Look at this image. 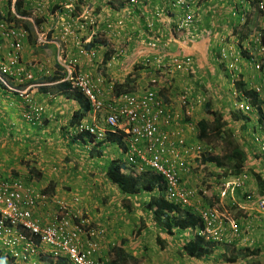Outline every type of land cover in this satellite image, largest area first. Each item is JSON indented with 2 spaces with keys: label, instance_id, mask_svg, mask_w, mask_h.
Wrapping results in <instances>:
<instances>
[{
  "label": "built area",
  "instance_id": "1",
  "mask_svg": "<svg viewBox=\"0 0 264 264\" xmlns=\"http://www.w3.org/2000/svg\"><path fill=\"white\" fill-rule=\"evenodd\" d=\"M47 1L39 0L36 11L41 12L46 8ZM115 1H127L134 8L146 5L145 0ZM8 2H12L13 5L16 0H0V52L4 50L2 40L5 39L9 44L5 50L7 53H4L5 55L0 53V84L22 99L25 104L23 116L26 121L41 124L45 108L42 104H36L31 95V91L40 86L34 83L35 70L45 76H53L54 71L48 70L40 62L33 61L27 65L23 61L22 50L28 32L25 28L17 27L10 22L8 12L5 10ZM170 5L182 9L184 13L183 20L175 27L177 31H185L193 25L197 0H170ZM258 7L262 11L261 30L245 39L248 50L246 62L257 73V81L252 89L259 95H264L262 39L264 0L258 1ZM95 11L90 6L83 7L81 12L74 16V23L69 22L67 16L60 15L63 40L66 41L71 35H77V31L81 32L90 27L98 29L101 22L104 25L101 33L109 38L111 34L117 35V29L124 27L126 23L122 11L112 10L114 19L110 21L101 20ZM163 12L165 13L166 10ZM17 17L21 18L18 15ZM244 17H241L242 23L245 21ZM147 21L149 22L148 18ZM151 26L149 24L148 27ZM144 37L146 39L143 40L148 47L158 54L145 58L144 65L148 70L144 75L149 74V78L144 84L137 83L138 88L134 91L116 93L114 85L105 88V78L99 76L96 80L92 79L77 58L70 59L66 65L63 64V78L60 82H69L72 90L80 92L88 100L90 113L103 120V123L99 121L98 123L83 119L69 129L67 138L87 134L95 142L105 144H114V138H118L122 143L118 148L124 152L123 161L133 165L141 173L152 172L160 176L164 183H167L169 201L186 209L192 205L194 192L184 185L188 182L185 174L190 173L191 167L197 164L198 158L204 156L205 150L201 144L188 146L180 135L183 131V127L179 125L182 120L181 112L168 109L159 94L162 89L171 87L172 73L192 69L194 58L178 54L166 57L167 51L164 48L167 47V43L160 42L157 37H150L147 34H144ZM129 38L127 37V42ZM78 51L79 55L87 60H94V53L81 44H78ZM233 52L232 48L222 46L213 59L216 62L227 63L235 83L239 79L242 54ZM179 100L183 114L186 118L190 117L197 102L190 98L189 91L182 94ZM238 107L246 114L255 110L246 94H242ZM174 134L178 138L173 140L171 138ZM108 137H112L111 140ZM260 145L264 151V143ZM245 179L244 174L232 177L225 183L224 193L228 191L234 193V190L243 188ZM247 199H254L253 195L249 194ZM47 200V195L27 186L20 177H0V248L23 261H31L39 248L46 246L50 248L54 257H66L71 264H111V259H100L98 256L104 230L91 227L89 220L77 222L78 213L68 203L58 201L59 213L47 223L36 218L34 211L39 202L43 203ZM257 210L264 215V196L257 198ZM198 216L203 221V227L197 230L198 236L208 242L228 244L232 241L230 237L239 235V227L235 219L227 213L208 209L204 212L200 211ZM83 236L88 238L86 245L81 243Z\"/></svg>",
  "mask_w": 264,
  "mask_h": 264
},
{
  "label": "crops",
  "instance_id": "2",
  "mask_svg": "<svg viewBox=\"0 0 264 264\" xmlns=\"http://www.w3.org/2000/svg\"><path fill=\"white\" fill-rule=\"evenodd\" d=\"M145 1H146V5L143 4L144 7L141 6L140 8H134L127 1L116 2L115 0H48L46 2V8H44L41 12L36 11V8H37L36 5L38 4L39 0H24V5L26 9V7H28V4H29V7H30L29 10L32 11L33 15L39 14L45 17V19H43L42 17L37 19L40 24L39 27L35 26L34 24H33V27L39 35H43L44 32H42V30L44 28L47 29L46 35L47 36L52 35L50 41H52V39L59 40L60 36L62 39H64L63 34L61 35V29L57 25V24H60L62 26V22L59 20V17H58L61 14L59 12H63V14L67 15L68 21L71 23H74L75 21H74L73 11L75 10V5L77 6L80 5L81 9L85 6H90L94 8L96 10L95 13L103 21H106V20L110 21L114 19L113 14H111L112 10L123 12V16H124L126 23L124 27L117 29V32H118L117 35L111 34V36H109L110 41L113 42L111 44V48L109 47V44H106L99 40L100 37H103L102 36L103 34L101 33V29H103L104 27L103 22L100 23V25L98 26V29L97 28L92 29V30L86 29L84 31H81L80 33H77V35H71L67 37L66 41H68L69 43L68 44L66 43L63 46L65 48V53H66V57L68 58V60L72 58L79 59L84 70L90 75L92 79L96 80V78H98L99 76L104 77L105 78L104 79L105 88H109L110 85H114L115 87V84H126V81L128 80V76L131 73L136 71V70L133 71L134 69L133 63H136L137 61H139V58L142 56H144L143 57L144 59V58L152 57L155 54H158L157 51L150 49L148 45L145 43V41L143 40V38L144 39L146 38L144 37L145 33L142 31V29H140V25L142 24H146L147 27L149 26V24H151L152 26L150 27V30H149L150 32H156V31L162 32L163 34H161L158 37V39L160 40V42H162V39H163V41L167 43V47L169 49H171V46L173 45L172 42L174 43V46L177 45V49L175 48L173 52L174 54L180 53L184 56H191V55L196 56L198 60L194 58L197 62V65L194 60V65L196 67L195 66L192 67L193 71H196V72L198 71L199 73L210 71V75L219 74L220 68H210V70H207V69L202 70L201 67H203L202 64H205V62L208 63V61L205 60L206 57L209 55L212 61L215 54L218 53L220 47L222 46L228 49L232 48L234 50L233 52L234 54L236 52L242 53L241 67L243 66L245 67V65H248L246 61L244 62V60H246L245 55L248 53L246 46L240 45L238 43V47L233 48V45L230 43L232 42L233 37L229 36L230 29L228 28V26H226L228 24L222 23V21L220 19H217L215 16L213 17L210 16V13L212 12V9L210 10V0H198L199 1L198 5L200 4L201 5L195 11V22L193 23L192 26L187 28L184 31V33L182 30L177 31V28L176 30L174 29V32L172 34V35H175L174 37L172 36L165 37L164 33H168V35H170L172 28L179 26L184 16L182 9L180 10L175 7L173 8V6L170 5V0H145ZM216 5L222 7V5H225V4L217 3ZM225 7H228V6H225ZM163 9L166 10L165 13L163 12L164 11ZM52 14H55V15H52ZM147 18L149 22L147 21ZM23 23L25 22H20V21L17 22L19 26H23ZM25 27L28 29V26H25ZM135 31H139V33L138 34L133 33ZM188 31H191V32H188ZM177 33L178 35H176ZM126 34L128 35L127 37H130L128 39V42L130 45L129 49L127 50L122 49L121 52H117L119 45L124 46L122 42H123V39L125 38V37L123 38V36H125ZM111 37H114V38H111ZM127 37H126V40H127ZM94 39L98 40V42L93 44L92 48L89 49L90 51L94 53V60L89 61L83 56L79 55L77 46L78 44H81L83 42H84V46H86L89 43H91ZM225 39L227 40L226 42L228 43H222L221 45V42H223ZM167 41H170V43H168ZM217 43L218 45L215 46L214 48V45ZM4 45L5 44L2 43V47ZM210 45H212V47H210ZM29 46L31 47L30 39L26 40L23 46L24 51L22 53V57L24 56V59L26 60H31L34 57V56H31V53H30L31 48L28 49ZM59 46H60L59 44L58 46H56L58 47L57 50H59ZM53 47L54 45H52V48ZM52 48H50V50H52ZM0 53L4 54L5 48L3 51L1 50ZM121 53H123V55ZM105 55L106 56L109 55L110 59L104 64L103 59ZM34 58H42V60L46 59L50 66L57 65V62H58L55 56L53 57L52 52H50V57L48 56V54H42L41 57L37 56L36 54ZM57 59H59V64L63 65L64 60L62 59V57L59 56ZM94 66L96 68H93ZM61 69L63 72V68H57L58 71L56 72V74L59 72V70L61 71ZM98 69L100 73L97 72ZM102 70L104 71V74ZM147 70L148 69H146L144 66V68H141L139 71L136 72L138 74L136 82L142 83V81H144V80L141 81V79L144 78L145 71ZM35 71H36V75H35L34 82L38 83L37 81L39 79L41 80L44 79L43 76L45 75H42L43 73L37 70ZM225 72L229 74L228 70ZM256 75H257L256 72L255 73L250 72L248 77L242 75V81L244 83H247L248 85V82H250L252 77L253 79H256L257 81ZM46 80H49L50 82L48 83L50 84L51 82L55 83L54 81H52V78H46ZM50 84H39V85L41 86V85H50ZM40 86L35 87L32 90L33 91L32 97H33V101L36 104H42L45 108L43 125H40V124L34 125V124L27 122L24 119L27 122L26 123L22 118L23 117V106H24L22 99L12 94L8 90H6L5 87L0 86V103L2 101L10 103V100H12L14 102L11 106L8 107V109L12 107L13 110L16 111L15 113L13 112L7 113L8 115H6L5 117V120L11 123L10 128L4 129V127L0 125V177H10L16 174L23 175V177L28 178L30 180V181H27L28 185L37 184L38 186L42 187L40 188V191H43L49 184V183L44 184L42 182L41 178H45L46 176H43V177L41 176V178L38 180L33 179V178L30 179L31 175L28 173V168L26 166V163H29L30 165L35 166L37 169H40V170L47 169L49 168V165L53 164V162L55 161L57 157V153L60 152L61 150H68V152H71L72 155L77 157V159H79L81 157L80 154H83L84 152H85V157H87L88 152H90L89 154H91V150L92 151L98 150L102 152L103 154H107V152L109 151L110 154L108 153L109 157L107 158L108 165L106 166V174H107V169L109 165L111 164V162L114 159L119 158L118 153L120 152L117 149L121 141L118 138H114L115 140L114 144L107 143L103 145H97V143H93L89 141H75L74 142L68 138L66 139L67 133L64 128L68 130V128H71L75 124V123L71 124V120H72L71 117L74 112H78L80 110V104L76 99L66 97L63 93L60 92V90L57 88L56 85L52 86L50 89L48 87H40ZM52 90H54V92ZM260 99H261L262 106L264 109V99L262 98ZM256 111L259 114L257 109ZM18 118L22 122V126L20 125V123H18L19 121ZM257 118L258 120H260V118L262 117L259 114ZM84 119L90 120L91 122H94V121L98 122L100 120L102 121V119L98 118L97 116H94V114H91L90 111L87 113ZM246 119H248V117ZM263 119H264V116H263ZM258 124L263 126L264 122L258 121ZM69 125L71 127H68ZM186 128H188V126H186ZM1 129H3V132L1 131ZM261 131H262V128H261ZM257 138L259 139L258 142L260 146V152L264 155V151H262V148L260 145V143L262 144L264 143V134L261 136L257 135L256 141H257ZM186 142L188 146L197 145V143L192 138L191 140L187 139ZM241 146L245 149L246 153L249 154V150L247 149V147L244 144H241ZM76 157H74V159ZM23 159L25 163H23ZM250 162H251V159L247 158V160L244 162V165H243L242 174L243 173L247 174V172H251L253 174L257 173V172H253L252 168L258 167L257 166L258 162H254L252 168H251ZM84 163H86L89 168L90 166L93 167V165H89V161L86 162L85 159H83L82 166L85 165ZM260 164L264 165V161L263 160L259 161V165ZM74 166L78 167L79 165L75 162ZM263 175L261 174L260 176H263ZM94 179H100V178L95 177ZM70 180L72 179L70 178ZM100 184L101 182L98 183V185ZM109 184H112L113 186L117 187V185H115L111 181ZM88 186H91L88 184V181L84 182L83 179H79V181L69 184V187L71 188V193L69 194L65 192L62 193L60 188L56 187L54 189L56 190L54 195L52 194V192L49 193L50 195H52L51 203L53 201L55 202L58 201L57 200L58 196H64L67 199H69V196H71L72 198L70 199H74L76 197V195L73 194L74 190L81 189V191H83V189L87 188ZM117 190H118V193H116L117 197H110L109 205L117 204L116 207H118L119 205H122V201L124 198H129L132 203L133 202L135 203L136 200L134 199L133 196L123 195L120 192L118 187H117ZM260 192H261V189H260ZM249 193L250 192H247L246 190L245 191L242 190L241 192L239 191L237 195H243L245 196V198H247ZM95 195L96 194L93 193V196ZM93 196L86 195L85 197H83L80 207L81 208L88 207L90 209L94 207V209H96L97 211H96V214L93 213V217L95 219H100V221H102L103 219L102 222L105 223L104 226L106 228V231L108 229L109 234L108 235L106 234V244H104L102 247L101 257H104V256L106 257L108 256L107 250L110 249V247L115 246V244H118L117 242H115L114 237L115 236L118 237L117 240H119V237L122 235V233H125L126 228L124 226L123 221L119 220L117 218V215L113 213L115 211L114 208H110L109 206H107V208L101 207L103 209L102 210L98 207L99 205L97 203L100 202L98 200H95L97 203L93 204L94 205L93 207L89 206L88 202H91L92 204L91 200L94 199ZM148 198L149 197H147V199ZM48 202L49 201L47 200L44 205L42 206L38 205V207L34 211L35 217L40 220H43V222L44 220L48 221L49 217L55 213L54 207L52 206L50 208L51 205ZM250 205L254 206L255 203H251L248 201L245 202L246 211L242 213L246 216H248L249 214H252L253 213L252 211H254L253 208L250 207ZM99 209L101 210V213H99ZM108 218L109 220H107ZM139 222H140V218H139ZM260 235H263L264 237V228H261L258 231L257 236L260 237ZM108 236H110L113 239H108ZM125 236L128 237V235L126 234ZM111 240L114 241V243L111 244L110 242ZM169 246L170 247L169 248L167 247V248L171 251V253L169 254L161 253L157 259L147 256L144 263L142 264H172L173 262L177 263L178 261H180L181 264H194L193 261L197 264H210V259H212V257L208 255L207 257H203L200 259L187 258V262H186L185 255H184L185 258L179 259L176 254L177 253L176 250L177 249L182 250V248L176 249L175 247H172L171 244ZM107 247L109 248L107 249ZM244 248H246V246ZM251 249L257 250L254 248H251ZM241 251L239 250L237 251L238 256H240ZM212 255L214 256V254ZM42 256L43 258H41V260L37 258H33L31 262L29 263H20L17 261H14V263L15 264H47V262H45L47 259L46 258L47 255H42ZM254 257H251V258H254ZM0 264H7V261L3 259V262H1ZM226 264H236V261L227 262ZM253 264H261V263L259 262V260H255Z\"/></svg>",
  "mask_w": 264,
  "mask_h": 264
},
{
  "label": "rangeland",
  "instance_id": "3",
  "mask_svg": "<svg viewBox=\"0 0 264 264\" xmlns=\"http://www.w3.org/2000/svg\"><path fill=\"white\" fill-rule=\"evenodd\" d=\"M217 3H222L225 5H222V7H220L216 5ZM245 3H246V0H210V10L212 9L210 16L212 17L215 16L217 19H220L222 23L228 24L226 26H228V28L230 29L229 36L233 37L232 42H230L233 45V48L238 47V43L239 44L241 43L243 46L247 47V42L245 40L246 38H244L243 43L239 42V37L235 36L236 32L234 31V30L240 31L241 29V23L239 21L238 16L239 14L244 12V10H242L241 13H239L238 11L237 15H234L232 12H230V9L232 7H238L241 10L244 7L243 5H245ZM225 6H228V7H225ZM247 6L248 4H246L245 11L250 9L249 6L248 7ZM224 8L227 10H225ZM26 12H27L26 16L30 17L33 20H36L35 16L32 15V12L29 9H26ZM31 19H24L20 21V22H25L23 23V26H28V33L30 34L28 36V39H30V44H31V47L29 46L28 49L31 48V52H30L31 56L35 57L37 54V56L41 57L42 54H48V56L50 57V52H52L53 57L55 56L56 58L57 56L60 55V57H62V59L68 63V58L66 57L65 48L63 46L66 43L68 44L69 42L65 40L57 41L58 44L60 45L59 50H57L58 47H56L55 43L52 44L44 40L47 29L44 28L42 30V32H44L45 34L42 35L43 39L42 40L40 39V35L34 29ZM259 25H260V21H259ZM140 29H142V31L145 34L152 36V37L158 38L161 34H163L160 31L150 32L149 31L150 28H148L146 24L140 25ZM258 30H260V27L257 28L252 34L254 35ZM173 32H174V28H172L171 33H170V36L174 37L175 35H172ZM188 32H191V31H188ZM133 33L138 34L139 31H135ZM164 35L165 37H167L168 33H164ZM176 35H178V33ZM102 36L103 37H100L99 40L101 42H105L106 44H109V47L111 48V44L113 42H111L110 39L106 37L105 35H102ZM127 36H128L127 34L123 36V38L125 37L122 42L124 46L119 45L117 52H121L122 49H125V50L129 49V46H130L129 42L126 41ZM48 38H50V36ZM48 38L46 36V39ZM111 38H114V37H111ZM226 41L227 40L225 39L223 42H221V45L222 43H228ZM172 44L173 45L171 46V49H169V54L173 53L175 48L177 49V45L174 46L173 42ZM52 45H54L53 48H52ZM217 45L218 43L214 45V48ZM210 47H212V45H210ZM50 48H52V50H50ZM23 51H24V47H23L22 53ZM121 54L123 55V53ZM169 56L171 55H166V57H169ZM191 56L198 60L196 56L194 55H191ZM247 56H248V53L245 55V59ZM34 57L31 60H26L24 59V56H23V61L26 62L27 65H30L31 62L33 61L43 63L47 67L48 70H52V71L54 70V74H56V72L58 71L57 66L59 65V59H57L58 57L56 58V60H58L57 65H54V66H50L46 59L42 60L43 57L42 58H34ZM143 57L144 56L140 57L139 61H137L136 63H133L134 68L137 65L140 66L139 68H144L145 65H143V63H144L145 58L143 59ZM205 60L208 61V63L205 62V64H202L203 66L201 67L202 70L204 69L210 70V68H220L219 74L210 75V71L199 73L198 71L196 72L193 70L178 71V72L172 73L173 79H172L171 87L169 88L166 87L162 89V92H160L159 95L161 97L163 96L162 98L164 99V103L168 109H171L172 111L177 112V113L179 111L181 112L182 120L179 122V125L183 127V131H181L180 135H182V137L185 140L187 139L191 140L192 138L197 144H201L204 147L203 149L205 150V153L203 155L206 154V156L219 155L222 152V144L219 142V140L215 136H210L208 137V139L204 141H201L198 138V128L196 124L201 119H210V116L206 113L205 104L208 101L211 102L213 109L221 111L224 114L226 120L229 122V127L235 133L236 139L241 144H244L249 150L248 158L251 159V162H250L251 168L254 162H258V165H257L258 167L252 168L253 172H257L260 175L261 174L263 175L264 165L262 164L259 165V161L261 160L264 161V155L260 152V146H259V142L256 141V136L257 135L261 136L264 134V124L263 126L258 124L259 120L257 117L259 116V114L257 113L256 108L253 106L255 109L254 112H250L248 114L243 113L238 107V103L241 100L240 93L239 91H237V88L233 85L231 81L232 77L230 76V74H227L225 72L227 71L225 63L215 62L214 60L211 61L209 55L206 57ZM245 61L247 60H244V62ZM195 63L197 65L196 60H195ZM245 67L243 66L240 68V75H238L240 79L242 78V75L248 77L250 72L255 73V71L252 68H250L248 65H245ZM93 68H96V67L94 66ZM134 70L135 69H133V71ZM97 72L100 73L99 69L97 70ZM102 72L104 74L103 70ZM43 77L44 79L42 80L39 79L37 81L38 83L36 84H50L48 83L50 81L46 80V78H51V76H43ZM148 78H149V74L144 75V78L141 79V81L142 80L144 81H142L141 84H144L145 82H147ZM255 84H256V79H253L252 77L250 82H248V85H246V88H249V89L253 88ZM52 86H55V83L51 82L50 85H41L40 87H48L50 89ZM141 86H144V85H141ZM132 88L133 89H131L130 91L136 90L138 86H136V88L135 87H132ZM120 89L121 88H119V90ZM122 89L120 90V92L122 91ZM52 91L54 92V90ZM115 91L118 92V90H115ZM187 91H189L190 98H192L193 101L197 102L193 108L191 116L187 117L189 119L188 121L189 124L186 123L187 122L186 121L187 118L185 117L186 115L183 114V110H181V103H179L180 96ZM259 96L260 98L264 99V95H259ZM13 102L14 101L10 100V103L4 102V101L0 103V125H2L4 129L11 127V123L6 121L5 117L6 115H8L7 113L9 112H13V113L16 112L15 110H13L12 107L8 109V107L11 106ZM23 105H24L23 106V111H24L25 109L24 102H23ZM235 113L239 115L238 118L234 116ZM247 117H248V120L246 119ZM22 118L23 120L25 119L24 116ZM99 122L103 123V120L102 121L100 120ZM18 123H20V125L22 126V122L20 121V119ZM43 124H44V119L40 125H43ZM187 125H189L188 128H186ZM261 128H262V131H261ZM1 131L3 132V129H1ZM177 138H178L177 135L174 134L171 139L174 140ZM117 150L120 152L118 153L119 158H123L124 152H122L119 148ZM93 152H94L93 154H89L90 152H88L87 157H85V152H84L83 154H80L81 157L77 159V157L72 155L71 152H68V150H61L60 152L57 153V157L55 161L53 162V164L49 165V168L44 169V170L38 169L41 172L42 177L46 176L45 178H41L42 182L44 184L49 183L48 185L50 184L54 185L53 190L51 191L49 190L48 192L50 193L52 192V194L54 195L56 191L54 189L56 187H59L62 193L65 192L69 194L71 193V188L69 187L70 183H75L79 181V179H83L84 182L88 181V184L91 186H88L87 188L83 189V191H81V189L74 190L73 194L76 195L77 200H76V197L75 198L73 197L74 199H70L72 198L71 196H69V199L65 198L64 196H58L57 200L68 203L71 206V208L76 212L81 211L82 212L81 218L83 220L87 218V220H89V222L91 223V226H103L101 228H104L105 231H106V228L104 226L105 223L102 222L103 219L102 221H100V219H95L93 217V213L96 214V211H97L96 209H94L93 204L97 203L95 200H98L100 202H98L97 204L99 205L98 207L100 209H102L101 207L107 208V206H109L110 208H114L115 211L113 213L117 215V218L119 220L123 221L124 226L126 228L125 233H122V235L119 237V240H117L118 237L116 236L114 237L115 242L118 243V244H115V246L120 245L122 243V240L125 239L126 242L123 246L126 249V251L133 257V259L128 260L127 263H123V264H142L144 263L147 256L157 259L161 253L169 254L171 253V251L168 249L170 247L169 246L170 244L172 247H175L176 249L182 248V250L177 249L176 254L179 259L185 258L184 257L185 255L186 256L185 261L187 262V258H191V257H189L185 253L183 249V245L187 241H189L190 238L193 237V233L190 232L189 229H186V228L185 229L175 228L173 231L174 235H169L165 231L161 230L159 226L157 225V223L154 221L152 214L146 209V204L149 198L147 199L148 195H146L145 193H140L137 195H129V196H133L134 199L136 200L135 201L136 205L134 202L133 203L131 202L132 211H128V209L125 208L123 205H119L118 207H116L117 204L109 205L110 204L109 198L117 197L116 193H118L117 187L113 186L112 184H109L111 180L106 174V166L108 165L107 158L109 157L108 155L109 151L107 152V154H103L102 152L98 150L93 151ZM74 157L76 158L74 159ZM83 159H85L86 162L89 161V165H93V167L90 166L89 168L86 163H84L85 165L82 166ZM75 162L79 165L78 167L74 166ZM23 163H25L24 159H23ZM222 172L223 170L217 169L212 163H201L197 159V164L191 167L190 173L185 174V178L188 179V182L185 183L184 185L192 189L194 192V196L192 199V205L189 208H186L185 210H188L192 212L194 215L198 216L200 211L204 212L205 210H208V209L210 210L215 209L223 214L227 213L235 220H238L240 223V227L242 230L241 237L233 239L232 240L233 245L232 243H228V244H231L228 246L218 245L216 247V250H215L216 253L214 254V256L213 255L210 256L212 257V259H210V264H224V263L226 264L229 261H227V259L224 258L223 255H221V253H226V254H229V256L236 258L237 256L235 255H238L237 251L238 250L241 251L245 246L247 248L257 249L258 252L256 254H252L251 256H248V255H245L243 251H241L240 256L237 257L239 260L236 261V264H250L254 262L255 260H259L261 264H264V237L263 235H260V237L257 236L258 231L261 228H264V217L258 214L256 211H252L253 212L252 214L248 213L249 214L248 216L244 215L242 213L243 209L241 208V206H245V202L247 201L251 203H253L254 201L247 200L245 196L243 195H237L239 191L241 192L242 190L244 191L246 190L247 192H250L249 194L254 195V197H259V196L262 197L264 195V191L260 192V187H258V182L256 181L254 174L251 172H247V174L243 173L246 176V179L244 181L242 190H236V191L234 190L233 191L234 193H232L231 191L224 193L225 183L231 180V176L226 177L224 176V174H222ZM20 176L24 179L23 181L26 184H27V181H30L28 178L23 177V175H20ZM95 177L100 178V179H94ZM70 178L72 180H70ZM262 178H264V175L262 176ZM99 182H101L100 185H98ZM28 186L37 191H40V188H42L38 186L37 184L28 185ZM93 193L96 195L93 196ZM86 195L87 196L91 195L94 198L91 200L92 204L91 202H88V205L93 207L91 209L88 207L87 208L80 207L82 198L85 197ZM51 196L52 195L50 194L48 195L49 197L48 203L51 205L50 208L52 206L54 207L55 213L49 217L48 221H50L57 213H59L58 201L56 202L53 201L51 203ZM44 204L45 202L41 203L40 201L38 205L42 206ZM100 209H99V213H101ZM139 218H143L145 222V228H144V231L142 232V235L138 238L135 236V233L138 230V227L140 225ZM107 220H109V218ZM45 222L47 223V220L46 221L44 220V223ZM106 234L107 235L109 234L108 229L106 231ZM125 234L128 235V237L125 236ZM157 236H160L162 239L163 238L166 239L165 248L162 249L160 245L157 244V241H156ZM108 239H113V238L108 236ZM110 242L111 244L114 243V241L112 240ZM107 251H108V254H107L108 256L106 257L110 259V257L112 256L111 258H113V255L111 256L109 255L111 251H109V249ZM106 257L104 256L103 258H106ZM251 257H254V258H251ZM38 259L40 258L38 257ZM193 263L197 264L194 261ZM118 264H122V263H118ZM172 264H181V263L180 261H178L177 263L173 262Z\"/></svg>",
  "mask_w": 264,
  "mask_h": 264
},
{
  "label": "trees",
  "instance_id": "4",
  "mask_svg": "<svg viewBox=\"0 0 264 264\" xmlns=\"http://www.w3.org/2000/svg\"><path fill=\"white\" fill-rule=\"evenodd\" d=\"M258 1L259 0H246V4H248L250 8L249 10H247L246 21L243 24L241 23L240 31L234 30L236 32V35L239 37V42H244V38H247L257 28L260 27L259 21L262 15V11L258 7ZM198 2L199 1L197 0V7H200L201 4L198 5ZM23 7L24 1L17 0V13L26 14V12L23 10ZM236 8L238 7H232L230 9V12L234 13V11H236ZM35 24H39L38 20L35 21ZM262 33V39L264 42V30H262ZM96 42H98V40L94 39L91 43L84 47L89 50ZM240 45L242 44L240 43ZM109 59V55H105L103 63L105 64ZM139 67L140 66L137 65L134 68L136 71L128 76L126 84H115V88L116 90H118V92H120L122 88H124L122 89V91H130L131 89H133L131 86L136 83V79L138 77V74L136 72L141 69ZM57 68L62 67L58 65ZM51 78L52 81L61 80L63 78L62 69L61 71L59 70V72ZM246 85L247 84L244 83L241 78V80L236 83L237 91L246 94L250 98L252 105L258 110L259 114L262 117L259 121L264 122V109L259 94L254 89H246ZM56 86L66 97L76 99L79 102L80 110L73 113L71 117V124L80 123L87 115V113L91 110L88 100L80 92L72 90L71 84L69 82H61L56 84ZM119 88L121 89L119 90ZM205 110L206 113L210 116V119H201L197 122L196 125L198 128V138L199 140L204 141L210 136H215L222 144V152L221 154L214 156L204 155L203 157L198 158V160L201 163H212L217 169L223 170L222 174H224V176L226 177L241 174L243 171L244 162L248 158V154L241 146L240 142L236 139L234 132L229 127V122L226 120L224 114L221 111L213 109L212 104L209 101L205 104ZM234 116L236 118L239 117V115L236 113L234 114ZM186 121L188 122L189 119L187 118ZM68 127L71 126L69 125ZM64 129L66 130V128ZM66 133L68 135L67 131ZM108 138L111 139L112 137ZM70 140L74 142L89 141L97 143L87 134L70 136ZM97 145L103 144L97 143ZM93 153L94 152L91 150V154ZM26 166L28 168V173L32 176H30V179L41 178L42 174L35 166H32L29 163H26ZM107 175L110 178L111 182L117 185L123 195H137L140 193L150 195L149 201L146 204V209L152 214L154 221L161 229L165 230L169 234H173V230L175 228L189 229V231L195 235L193 236V239L189 240L185 245L184 251L189 257L200 259L213 253L212 247L208 245L205 239L197 236V230L203 227V221L201 220L200 216H196L192 212L180 208L178 205L172 202H169V199L167 198V183H164V180L160 176L152 172L141 173L133 165L124 162L122 159L113 160L111 162L107 169ZM254 176L256 178V181L258 182L261 192H263L264 180L262 176H260V174L258 173H255ZM53 186V184L48 185L47 188L43 190V192L45 194L50 193L48 191L53 190ZM122 205L125 206L128 211H132V205L129 198H124L122 201ZM139 224L140 225L138 227V230L135 233V236L138 238L142 235V232L145 228V222L143 218H140ZM124 244L125 239L122 240V243L120 245L111 247L112 255H114V258L111 259V263L123 264L127 263L128 260L133 259V257L124 248ZM157 244L160 245L163 249L166 246V240L158 236ZM242 251L245 255L248 256H251L252 254H256L258 252V250H253L251 248H244ZM235 256L238 257V255ZM223 257L226 258L229 262H235L238 260L237 257L235 258L229 256V254H224ZM3 259V253L0 252V263L3 262ZM7 259V264H15L13 262V259H10L9 257ZM45 262H47V264H53L50 263V260L48 258ZM55 264L69 263L61 259ZM251 264H253V262Z\"/></svg>",
  "mask_w": 264,
  "mask_h": 264
},
{
  "label": "clouds",
  "instance_id": "5",
  "mask_svg": "<svg viewBox=\"0 0 264 264\" xmlns=\"http://www.w3.org/2000/svg\"><path fill=\"white\" fill-rule=\"evenodd\" d=\"M17 1V0H16ZM24 1V0H23ZM28 6H29V4H28ZM244 7L240 10V8H236V11H234V12H236V15H237V13H238V11H239V13H241L242 12V10H244V12H242L241 14H239V21H240V23H242V21H241V17L242 16H245L244 17V19H245V21H246V14H247V11H245V9H246V3H245V5H243ZM6 9V11L8 12V18H9V20H10V22H12V23H14L17 27H23V28H25L26 30H27V32H28V29L25 27V26H19L18 24H17V22H19V21H22V20H24V18L25 19H31L30 17H28V16H26L27 15V12H26V9H30V8H28V7H26V9H25V5H24V7H23V10L26 12V14H24V13H17V11H16V2H15V4H13L12 5V3L11 2H8V4H7V6L5 7ZM81 6L80 5H75V10L73 11V16H76L77 14H78V12H81ZM197 9H198V7H197ZM31 11V10H30ZM260 11V10H259ZM32 12V11H31ZM34 12V11H33ZM261 12V11H260ZM59 13H61L60 15H65V14H63V12H59ZM56 14H58V13H56ZM234 14V13H233ZM17 15L18 16H20L21 18H18L17 17ZM33 15V14H32ZM52 15H55V14H52ZM60 15L58 16V17H60ZM33 16H35V19L37 20V19H39V18H43V19H45V17L44 16H42V15H33ZM65 16H67V15H65ZM23 17V18H22ZM57 17V18H58ZM56 18V19H57ZM32 21H33V24L35 25V26H37V27H39V25L40 24H38V25H36L35 24V21L36 20H33V19H31ZM244 21V22H245ZM243 22V23H244ZM242 23V24H243ZM58 25V27L61 29V35H62V26L60 25V24H57ZM92 30V28L90 27V28H87V30ZM175 30H176V28H174ZM260 30H261V22H260ZM260 30H258L257 32H260ZM256 32V33H257ZM77 33H80V32H78L77 31ZM183 33H184V31H183ZM44 34V33H43ZM103 35H105V34H103ZM253 35V34H252ZM28 36H29V33H28ZM47 36V35H46ZM46 36H45V38H44V40L46 41V42H50V43H55L56 44V46H58V42H55V41H64L62 38H61V36L59 37V40H56V39H52V41H50L51 40V37H52V35H49L50 36V38H48L49 36H47V38L48 39H46ZM106 36V35H105ZM170 35H168L167 37H169ZM107 37V36H106ZM150 37H152V36H150ZM173 37V36H172ZM28 39V37L26 38V40ZM40 39L42 40L43 39V36L42 35H40ZM83 41V40H82ZM162 42H164L165 43V41H163V39H162ZM168 43H170V41H167ZM2 43H4L5 45L3 46V49L5 48V50H6V47H8L9 46V44L7 43V41L4 39V40H2ZM163 44V43H162ZM81 45L84 47V42L83 43H81ZM164 49H166V55H175L174 53H170L169 54V48L168 47H165ZM178 55H182V54H180V53H177ZM60 56V55H59ZM192 57V56H191ZM214 60V59H213ZM215 61V60H214ZM68 62H69V60H68ZM216 62V61H215ZM219 63H225V66H226V68H227V70H228V73L230 74V76L232 77V74L230 73V71H229V69H228V67H227V63L226 62H219ZM63 64H67V62L66 61H64L63 62ZM59 66H61L62 68H63V65H61V64H59ZM240 68H241V66H240ZM192 70V69H191ZM63 71H64V68H63ZM178 72V71H177ZM63 73V72H62ZM54 75H56V74H54ZM53 75V76H54ZM239 75H240V73H239ZM53 76H51V77H53ZM233 78V77H232ZM239 80H241L240 79V77H239V79H237L236 80V82L234 83V81H233V79L231 80L232 82H233V85L236 87V83L239 81ZM56 84H58V83H61L60 82V80L59 81H54ZM137 83H139V82H136L134 85H133V87H135L136 88V84ZM55 84V85H56ZM0 86H3L2 84H0ZM4 87V86H3ZM247 89H249V88H247ZM251 89V88H250ZM7 90V89H6ZM115 90H116V88H115ZM116 92V91H115ZM121 92H124V91H121ZM162 92V91H161ZM116 93H119V92H116ZM239 93H240V97L242 96V94H244V93H242V92H240L239 91ZM163 97V96H162ZM36 125V124H35ZM69 129L70 128H68V130H65V131H69ZM66 139H67V136H66ZM111 140V139H110ZM101 144H105L104 142H101ZM117 159H122V160H124V157L123 158H116L115 160H117ZM242 174V173H241ZM240 175V174H239ZM234 176H238V175H234ZM234 176H231V178L232 177H234ZM15 177H20L22 180H24L21 176H16V175H14V176H10V177H5V178H15ZM25 183V182H24ZM26 184V183H25ZM27 185V184H26ZM28 186V185H27ZM239 190H242V188L241 189H239ZM41 192H43V191H41ZM229 192V191H228ZM43 194H45L44 192H43ZM45 195H47L48 196V194H45ZM147 195V194H146ZM264 196V195H263ZM148 197H150V195H148ZM259 197H261V196H259ZM259 197H254V195H253V198L254 199H251V200H253L254 202L253 203H255V206H253V205H250V207L251 208H253V210L254 211H256L258 214H260L261 216H263L264 217V215L263 214H261L258 210H257V198H259ZM49 198V197H48ZM247 199V198H246ZM77 200V199H76ZM248 200V199H247ZM149 201V200H148ZM169 202H171V201H169ZM249 202V201H248ZM173 203V202H172ZM175 204V203H174ZM177 205V204H176ZM241 208L243 209V212H245L246 210H244L246 207L245 206H241ZM76 212V211H75ZM76 213H78V221L77 222H79V221H82L83 219L81 218V216H82V212L81 211H79V212H76ZM58 214V213H57ZM57 214L51 219V220H53L56 216H57ZM50 220V221H51ZM85 220H87V218L85 219ZM235 222H236V224H237V226L239 227V235L237 236V237H234V238H232V237H230V239L231 240H233V239H235V238H240L241 237V234H242V230H241V227H240V223H239V221L238 220H235ZM88 224V223H87ZM87 224H86V226H87ZM89 224H90V226H91V223L89 222ZM91 227H94V228H101V227H103V226H91ZM160 228V227H159ZM101 229H103L104 230V233H103V239H102V243H101V249H100V252L98 253V256L100 257V259H105V258H103V257H101V251H102V247H103V245L104 244H106V231H105V229L104 228H101ZM161 229V228H160ZM161 230H163V229H161ZM163 231H165V230H163ZM174 231V230H173ZM166 232V231H165ZM166 233H168V232H166ZM169 234V233H168ZM169 235H174V232H173V234H169ZM193 236H195L194 234H193ZM198 236V235H197ZM200 237V236H199ZM157 238H158V236L156 237V241H157ZM203 238V237H202ZM163 239H165V238H163ZM191 239H193V237L192 238H190L189 240H191ZM204 239V238H203ZM166 240V239H165ZM206 241V240H205ZM87 242H88V238L87 237H85V236H83L82 237V240H81V243L82 244H84V245H86L87 244ZM188 242V241H187ZM187 242L183 245V249H185V245L187 244ZM207 243H208V245L209 246H211L212 247V249H213V253L212 254H215L216 253V247L218 246V245H223V246H228V245H231V244H221V243H219V244H216V243H214V242H208V241H206ZM38 243H39V240H38ZM231 243H232V241H231ZM232 245H233V243H232ZM110 247V246H109ZM108 247V248H109ZM113 247H115V246H113ZM161 247V246H160ZM162 248V247H161ZM247 248V247H246ZM244 249V248H243ZM109 251H111V247H110V249H109ZM0 252H2L3 253V257H4V259L6 260V261H8V257L10 258V259H13L14 261H17V262H20V263H29V262H31V261H23V260H20V259H17V258H15V257H12L11 255H9V253H7V252H5L4 250H2L1 248H0ZM211 254V255H212ZM224 254H226V253H221V255H224ZM40 255H47V258L50 260V263H53V264H55L57 261H60L61 259L62 260H65V261H67L69 264H71V262L66 258V257H63V256H58V257H54L53 256V254L51 253V250H50V248H48V247H46V246H41L40 248H39V251L33 256V258H37L38 259V257L40 258L39 260H41V258H43V256H41L40 257ZM110 256L112 255V251H111V253L109 254ZM210 255V256H211ZM6 256H8V257H6ZM114 256V255H113ZM112 257V256H111ZM110 257V259H113V258H111ZM207 257V256H206ZM32 258V259H33ZM192 258V257H191ZM31 259V260H32ZM106 259H108V258H106ZM105 259V260H106ZM13 261V262H14ZM53 261V262H52ZM111 261V260H110ZM238 261V260H237ZM112 264V263H111Z\"/></svg>",
  "mask_w": 264,
  "mask_h": 264
}]
</instances>
